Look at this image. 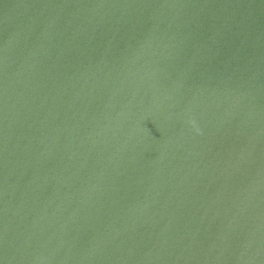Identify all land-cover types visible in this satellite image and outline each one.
<instances>
[{
  "label": "water",
  "instance_id": "1",
  "mask_svg": "<svg viewBox=\"0 0 264 264\" xmlns=\"http://www.w3.org/2000/svg\"><path fill=\"white\" fill-rule=\"evenodd\" d=\"M0 264H264V0H0Z\"/></svg>",
  "mask_w": 264,
  "mask_h": 264
}]
</instances>
